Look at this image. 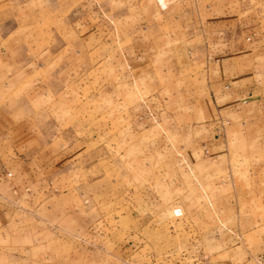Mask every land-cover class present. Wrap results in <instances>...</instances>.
<instances>
[{"label":"rangeland","instance_id":"obj_1","mask_svg":"<svg viewBox=\"0 0 264 264\" xmlns=\"http://www.w3.org/2000/svg\"><path fill=\"white\" fill-rule=\"evenodd\" d=\"M211 68L255 85L218 139ZM0 111L65 155L32 168L0 264H264V0H0Z\"/></svg>","mask_w":264,"mask_h":264},{"label":"crops","instance_id":"obj_2","mask_svg":"<svg viewBox=\"0 0 264 264\" xmlns=\"http://www.w3.org/2000/svg\"><path fill=\"white\" fill-rule=\"evenodd\" d=\"M144 30L146 31L141 34L142 43L136 45L135 51L133 50L134 60H137L139 64H146L150 58L155 56V52H151L148 48H151L152 45L150 44L152 43L154 49H156L155 39L164 35L150 32L151 29ZM247 39H251V36L248 35ZM179 41L178 43L175 42L177 45L171 44L170 46L171 52L175 53L176 63H181V61L186 59L185 56L189 55L192 49L191 41L190 43L187 40ZM253 53L252 57L256 58L259 56L257 55V50L256 52L253 51ZM142 67L140 68L141 72L147 71ZM208 69L210 70V68ZM211 71L212 75L209 71V80L205 86L203 97L199 102L202 104V109L199 110L201 113L198 116L197 124L201 126L200 130H203V132L204 130L205 132L211 131L214 134V138L218 139L224 117L223 113L230 111L231 105L240 102L242 98L253 93L255 85L251 81L252 77L238 81L236 79H225L224 76L219 75V71H215L212 68ZM191 103L196 102L192 100ZM0 112L1 230V227H4L9 222L11 208L17 205L20 190L29 188L30 183L33 184L36 175L32 174V168L36 165L43 167L51 161L58 162V158L59 160L62 159L63 163L65 155L51 146L52 144H49V139L43 137L42 130L34 125L29 117L25 115L15 117L2 111ZM201 121L203 124L200 123Z\"/></svg>","mask_w":264,"mask_h":264},{"label":"built area","instance_id":"obj_3","mask_svg":"<svg viewBox=\"0 0 264 264\" xmlns=\"http://www.w3.org/2000/svg\"><path fill=\"white\" fill-rule=\"evenodd\" d=\"M205 151L208 152V149L206 148ZM8 174H10V172H8Z\"/></svg>","mask_w":264,"mask_h":264}]
</instances>
